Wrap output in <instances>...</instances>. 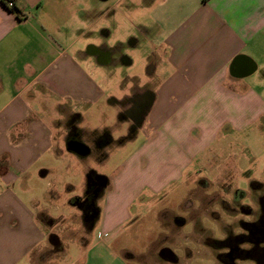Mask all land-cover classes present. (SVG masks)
Returning a JSON list of instances; mask_svg holds the SVG:
<instances>
[{
    "label": "crops",
    "instance_id": "0c3cea01",
    "mask_svg": "<svg viewBox=\"0 0 264 264\" xmlns=\"http://www.w3.org/2000/svg\"><path fill=\"white\" fill-rule=\"evenodd\" d=\"M52 1L55 0H0V163L6 165L3 178L11 175L19 179L36 172L42 183L40 193L27 201L32 202L33 214L22 205L20 196L9 190L0 193L3 264H10L7 258L23 250L32 252L31 264H85L88 259L99 260L97 255L102 257L100 252L79 251L77 258L83 254L84 261L76 258L73 262L75 258L55 233L56 228L60 229L56 223H67L69 218L82 224L93 223L99 206L95 202L96 211L88 209L86 214L70 203L71 196L64 202L67 210L62 209L57 186L68 185L59 177L69 176L70 165L68 160L61 166L53 161L63 158L64 151L81 158L67 150L59 133L66 119L76 116L79 120L84 106L102 96L103 83H96L94 77L106 75L96 71L91 62L86 63L85 71L82 64L86 55L100 66L110 61V54L104 63L95 51H90L97 46L89 45L87 53L77 48L75 44L82 43L85 35L83 25L79 29L71 27L68 17L54 23L49 19ZM156 2L147 1L144 7L154 18L153 46L162 53V58L158 57L149 68L157 83L152 89L145 88L150 100L140 123L130 127L134 133L127 137L132 140L139 132L147 134L143 152L162 142L191 143L204 134L217 135L225 125L239 126L237 117L244 103L257 101V108L264 106V0ZM71 14L81 22L91 19L88 9L73 10ZM92 19L90 25L97 18ZM76 30L77 34H73ZM130 62L128 59L127 64ZM199 104H210L216 114L211 113L210 125H199L198 133L194 131L195 120L191 121L187 114L198 110ZM262 114L264 110L257 116ZM191 148L190 156L194 157V146ZM42 159L50 161L34 168ZM7 224L13 225L11 231ZM53 236L58 238L57 246L51 242Z\"/></svg>",
    "mask_w": 264,
    "mask_h": 264
},
{
    "label": "rangeland",
    "instance_id": "374dc122",
    "mask_svg": "<svg viewBox=\"0 0 264 264\" xmlns=\"http://www.w3.org/2000/svg\"><path fill=\"white\" fill-rule=\"evenodd\" d=\"M147 1L157 0H55L49 4V19L54 23L68 17L71 27L83 25L85 35L82 43L75 44L77 48L87 53L92 44L110 54V61L100 66L86 55L84 70L91 62L96 71L106 75L94 77L96 83H103L102 96L84 106L79 120L66 119L59 133L61 139L71 135L83 142L89 153L78 158L64 151L63 158L53 161L61 166L68 160L70 165L69 176L59 177L68 185L57 186L62 209L67 210L64 202L68 197H79L94 202L95 211L98 202V218L83 224L69 218L67 223H56L60 229L55 233L75 258L73 262L79 251L84 254L86 250L90 254L100 252L102 257L97 255L99 260L88 259L85 264H222L218 255L226 249L216 242L243 232L241 221H251L262 211L258 196L264 193V114H257L264 106L257 108V101L244 103L237 117L238 127L225 125L217 135L204 134L191 143L155 144L146 149L149 154L143 152L147 134L139 132L128 139L134 132L124 114L131 101L125 99L155 87L157 77L150 76L149 68L162 58L151 40L155 25L151 12L144 7ZM82 8L90 11L87 22L71 14ZM93 16L97 19L90 25ZM212 112L216 114L210 104L188 111L187 116L196 123L194 131L199 133V125L211 124ZM189 144L194 146V157L190 156L193 146ZM48 161L42 159L34 168ZM5 168L0 163V193L9 190L20 196L22 205L33 214L28 198L42 189L36 172L19 179L11 175L3 178ZM91 173L108 179L93 199L88 197ZM237 189L242 194L239 200ZM6 228L11 231L13 225ZM47 247L50 250L49 244ZM163 248L171 250L177 261L162 258L159 252ZM31 253L23 250L7 259L10 264H31ZM83 254L78 261H84ZM235 263L256 264L252 259Z\"/></svg>",
    "mask_w": 264,
    "mask_h": 264
},
{
    "label": "flooded vegetation",
    "instance_id": "af4514ba",
    "mask_svg": "<svg viewBox=\"0 0 264 264\" xmlns=\"http://www.w3.org/2000/svg\"><path fill=\"white\" fill-rule=\"evenodd\" d=\"M91 52H96L97 56L99 57V60L101 62L106 63L107 62V54L108 52L105 51L104 49L97 48H91ZM148 90L143 89L140 92H136V94L133 96L131 99H125V101H131V104L129 105V111L127 113H124L127 117V119L130 121V127H135L137 124L140 123L141 119L143 118V115L145 113L146 107L149 102V95H148ZM70 120H76V116H72L69 118ZM68 120V121H70ZM72 141H76V139L71 136V135H66L64 137V143L65 146ZM99 175L95 173H91L89 175V190H88V195H97L99 192L100 188L102 187L100 184V181L97 179ZM240 190V189H239ZM238 189L235 191L236 193V200H239L242 197V194L240 193ZM259 199L258 201L260 202L261 205V212L257 213L256 218H253L251 221H241V227L243 232L236 234H244L247 232V235H249L248 239V244L253 245L256 244L258 241V234L261 236H264V193L258 196ZM89 207L87 204L84 206L85 209ZM178 219V218H177ZM246 226H247V231H246ZM235 236V235H234ZM252 242V243H251ZM241 242L237 241L236 243H232L226 250V255L225 258L228 260L227 264H236L235 260H238V254L241 252ZM54 246H57L56 244ZM165 249L163 248L160 250L159 254L162 257V255L165 253ZM171 252V250H169ZM174 258L176 256L174 255ZM177 260V259H176Z\"/></svg>",
    "mask_w": 264,
    "mask_h": 264
},
{
    "label": "trees",
    "instance_id": "16d2710c",
    "mask_svg": "<svg viewBox=\"0 0 264 264\" xmlns=\"http://www.w3.org/2000/svg\"><path fill=\"white\" fill-rule=\"evenodd\" d=\"M89 183L90 182L88 180V185H89ZM95 196H96L95 194L94 195L93 194L88 195V197H91L92 199ZM70 203L74 204V205H78L79 207L84 209L86 214H87L88 209H90V210L95 209L94 202H85V200H82L79 197L71 198ZM86 204L89 206V207H87V209L84 208V206ZM245 229L247 231V226ZM258 236H259V238H258L257 243L253 244V245L248 244L249 235H247V232L244 234L235 235V236L230 235L226 239L221 240V241L219 240L220 242H216V243L222 244L225 247V249L227 250V248L232 243H236L237 241H240L242 243L241 244L242 249H241V252L238 254V259H252L256 262V264H264V236H261L259 234H258ZM243 245H249V246L243 247ZM225 255H226V251L222 252L218 255V259L220 260V262L222 264L228 263V260L225 258Z\"/></svg>",
    "mask_w": 264,
    "mask_h": 264
},
{
    "label": "water",
    "instance_id": "95a60500",
    "mask_svg": "<svg viewBox=\"0 0 264 264\" xmlns=\"http://www.w3.org/2000/svg\"><path fill=\"white\" fill-rule=\"evenodd\" d=\"M66 148H67V150L72 151V152H74L80 156H84V155H87L89 153V148L83 142H80L78 140L69 142L66 145ZM97 179L100 181L99 185H101V186L106 185V178L99 175ZM50 239H51L52 244L58 243V238L56 236H53ZM174 255L175 254L172 251L169 252V249L166 248L165 253L162 255V258H164L168 261H171V262H176L177 260H176V258H174Z\"/></svg>",
    "mask_w": 264,
    "mask_h": 264
},
{
    "label": "built area",
    "instance_id": "2783aa9c",
    "mask_svg": "<svg viewBox=\"0 0 264 264\" xmlns=\"http://www.w3.org/2000/svg\"><path fill=\"white\" fill-rule=\"evenodd\" d=\"M9 5L12 6V3L9 2Z\"/></svg>",
    "mask_w": 264,
    "mask_h": 264
}]
</instances>
